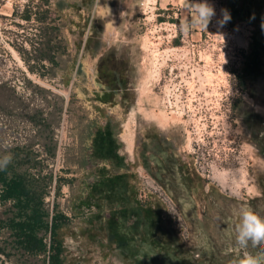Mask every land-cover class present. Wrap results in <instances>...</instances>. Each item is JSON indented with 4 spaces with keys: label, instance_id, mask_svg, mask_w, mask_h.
Returning a JSON list of instances; mask_svg holds the SVG:
<instances>
[{
    "label": "rangeland",
    "instance_id": "rangeland-1",
    "mask_svg": "<svg viewBox=\"0 0 264 264\" xmlns=\"http://www.w3.org/2000/svg\"><path fill=\"white\" fill-rule=\"evenodd\" d=\"M208 2L215 8L208 29L185 36L172 26L194 15L188 0H51L50 6L46 0H0V156L33 144L53 171L47 202L66 217L59 231L67 264H145L150 248L141 240L148 222L137 218V204L161 212L154 238L172 237L184 249L176 247V254L197 255L214 243L246 251L236 243L237 209L264 216V0L257 19L261 57L253 54L255 27L232 19L220 27L228 0ZM48 9L54 23L44 20ZM52 28L58 66L25 53L31 71L20 49L44 47L43 32ZM103 61L120 71L122 83L104 78ZM105 94L113 97L102 103ZM94 121L118 127L123 162L97 156L90 169L75 164L85 158L78 144L88 140ZM150 130L174 140L195 178L197 187L178 198L162 186L189 224L187 242L169 220L153 176L137 165L138 135L144 140ZM131 134L129 152L124 137ZM54 142L55 158L44 147ZM97 175L127 178L94 195ZM126 185L132 203L123 201Z\"/></svg>",
    "mask_w": 264,
    "mask_h": 264
},
{
    "label": "trees",
    "instance_id": "trees-1",
    "mask_svg": "<svg viewBox=\"0 0 264 264\" xmlns=\"http://www.w3.org/2000/svg\"><path fill=\"white\" fill-rule=\"evenodd\" d=\"M50 1L46 0L47 5ZM260 8L261 0H228L227 4V10L233 21L245 20L255 27L254 35H252L253 54L258 56L260 53L256 48L259 47L257 36L259 35L257 31L259 21L257 19ZM25 18L30 20V15L26 14ZM47 19L55 22L50 17L49 9L45 11L44 20ZM56 31V28H52L48 33L43 32L47 38L46 43L43 44L44 47L32 45V49L29 51L19 48L28 65L29 59L25 53L32 54L34 52L37 54L35 58L38 63L44 64V61H47L51 67L58 66L54 55L58 48L52 45L54 40L52 33ZM90 41L91 38L89 43ZM86 48H90V45L87 44ZM64 51V54H67L68 47H65ZM260 57L256 58V62ZM249 63H251L250 60L247 64L249 65ZM29 68L34 71L30 65ZM249 70L253 71V68L251 67ZM100 71L105 74L103 75L105 79L109 77L110 84L122 83L120 71L106 67L104 61L101 62ZM108 95L112 94H105L100 101L108 102L110 100L106 98ZM90 130L88 140L80 141L78 144V156L81 157L83 154L85 158L75 162L76 165L82 169H90L97 160V156L103 158L109 156L114 163L124 161L117 152L118 148L122 146L118 127L111 125V122L106 126H98V122L94 121L90 125ZM170 143L155 130L147 132L144 142L138 135L136 142L137 165L144 167L155 180L166 186L178 198L181 192H187L197 186L193 173L181 162L179 156H176ZM99 146H102V152H97ZM33 147V144H30L14 148L11 153L12 162L6 170H0V206L2 207L0 208V261L2 264H67L65 243L61 239L59 231L66 226V217L58 212L56 206L51 209L47 202L55 181L54 173L45 164H42L39 153L34 152ZM44 147L50 157L57 156L56 142L51 146L44 145ZM93 178H96L97 184L92 186L91 193L100 195L104 189L111 190L119 185L118 183L127 176L117 175L110 179L104 175H97ZM59 184L58 180L55 184L57 191L60 188ZM128 187L129 185H126L124 190L122 189L123 194H126ZM123 201L124 203L133 202L131 196L127 194L123 196ZM136 212L138 219L140 217V220L148 222L147 236L145 240H141L142 244H146L150 248L146 252L149 258L148 261H144L145 264H232L234 260L243 258L245 252L254 256L261 255V249L253 248L250 243L246 251L237 250L236 246H219L214 243L211 249L204 250L197 255L186 250L176 254L178 252L176 247H179L180 250L184 249L182 246L181 248L177 246L174 241L172 242V237L163 239V235H161L159 239L154 238V229H160L163 225L161 212L152 204L148 206L137 204ZM159 251L162 253L157 254ZM138 256L135 254V257Z\"/></svg>",
    "mask_w": 264,
    "mask_h": 264
},
{
    "label": "clouds",
    "instance_id": "clouds-1",
    "mask_svg": "<svg viewBox=\"0 0 264 264\" xmlns=\"http://www.w3.org/2000/svg\"><path fill=\"white\" fill-rule=\"evenodd\" d=\"M189 7L194 13L188 20L178 25H173L179 33L188 35L194 28L207 30L212 18L215 16V8L208 0H188ZM223 19L218 21L220 27L230 21L231 16L226 9L221 10ZM223 37V34H216ZM11 153L0 156V170H6L12 162ZM240 216V223L236 225V243L243 248H247L249 243L253 248L261 249V255L254 256L245 252L243 258L234 260L232 264H264V216L260 215L250 207H240L237 209Z\"/></svg>",
    "mask_w": 264,
    "mask_h": 264
},
{
    "label": "built area",
    "instance_id": "built-area-1",
    "mask_svg": "<svg viewBox=\"0 0 264 264\" xmlns=\"http://www.w3.org/2000/svg\"><path fill=\"white\" fill-rule=\"evenodd\" d=\"M155 182V181H154ZM162 198L164 203L166 204V214L169 220L172 222L174 227L176 228L179 236L185 241H189L190 239V227L189 224L182 213L180 206L175 202L171 195H169L164 189L160 187L155 182V186L153 187Z\"/></svg>",
    "mask_w": 264,
    "mask_h": 264
},
{
    "label": "flooded vegetation",
    "instance_id": "flooded-vegetation-1",
    "mask_svg": "<svg viewBox=\"0 0 264 264\" xmlns=\"http://www.w3.org/2000/svg\"><path fill=\"white\" fill-rule=\"evenodd\" d=\"M246 22H247V21H246ZM160 134H161V136L163 137V139L168 140V141L171 142L170 144H171V146H172V149H173V151L176 153V156L178 157V155H177V148H176V145L174 144V143H175L174 140H171L169 136H166V135H164V134H162V133H160ZM144 141H145V139L142 140V142H144ZM154 181H155L158 185H160V187L163 189L162 186H164V185L160 184V183H159L157 180H155V179H154Z\"/></svg>",
    "mask_w": 264,
    "mask_h": 264
},
{
    "label": "bare ground",
    "instance_id": "bare-ground-1",
    "mask_svg": "<svg viewBox=\"0 0 264 264\" xmlns=\"http://www.w3.org/2000/svg\"><path fill=\"white\" fill-rule=\"evenodd\" d=\"M124 140L126 143V149H127L126 151L132 152L133 151V142H134L133 135L131 134L130 136L124 137Z\"/></svg>",
    "mask_w": 264,
    "mask_h": 264
}]
</instances>
